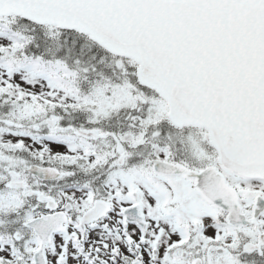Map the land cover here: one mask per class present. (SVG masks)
<instances>
[{"label":"snow or ice","instance_id":"obj_1","mask_svg":"<svg viewBox=\"0 0 264 264\" xmlns=\"http://www.w3.org/2000/svg\"><path fill=\"white\" fill-rule=\"evenodd\" d=\"M0 264H264V0H0Z\"/></svg>","mask_w":264,"mask_h":264}]
</instances>
